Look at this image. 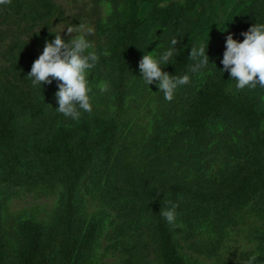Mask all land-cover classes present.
Listing matches in <instances>:
<instances>
[{"label":"rangeland","instance_id":"1","mask_svg":"<svg viewBox=\"0 0 264 264\" xmlns=\"http://www.w3.org/2000/svg\"><path fill=\"white\" fill-rule=\"evenodd\" d=\"M184 1L157 0L161 6ZM192 1L197 5L193 15L201 12L204 21L217 13L210 26L217 30L239 0ZM154 4L143 3L140 14L153 12ZM133 14L130 0H11L0 6V101L7 100L18 112L16 137L0 138L3 264L20 263L24 251L20 224L27 219L43 224L54 239L52 264L62 262L64 235L84 234L93 222L98 228L83 250L81 264H163L157 237L160 220L188 263L245 264L253 254L264 257V88L258 94V126L247 128L238 116L225 112L213 115L200 128L192 127L195 100L216 77L224 53L209 58L199 73L188 70L190 82L179 86L168 102L156 82L149 86L144 82L139 61L153 51L158 58L171 47L173 37L179 39L175 54L184 40V24L160 18L143 29L142 44L124 66L112 52L122 25ZM79 24L93 29L86 35L93 44L88 51L99 56L87 76L92 112L81 110L78 120L59 113L55 97L59 81L53 79L43 84L48 89L45 113L32 116L14 101L15 93H21L6 81L3 71L16 63L27 76L46 42L64 26L59 34L69 41L76 33L69 35L67 25ZM27 79V85L32 84ZM102 84L108 85L107 91H100ZM81 118L115 122L116 140L107 170L125 193L113 198L107 176L98 179L93 168L84 172L75 188L73 230L66 233L56 224L66 204V182L60 175H40L41 148L58 126H74ZM14 156L30 163L22 166ZM234 182L242 186L233 190ZM162 183L204 189L208 199L198 202L190 189L176 195L162 192L164 198L149 196ZM219 190L228 196L210 200L211 193ZM167 197L178 204L174 224L160 215Z\"/></svg>","mask_w":264,"mask_h":264},{"label":"trees","instance_id":"2","mask_svg":"<svg viewBox=\"0 0 264 264\" xmlns=\"http://www.w3.org/2000/svg\"><path fill=\"white\" fill-rule=\"evenodd\" d=\"M145 2L155 3V9L151 13L140 14L141 6ZM130 5L134 9V14L122 25V34L114 46L113 56L125 66L142 44L143 29L156 23L160 18L162 20L173 19L174 25L182 26L184 24L182 26L184 40L173 58L170 59L169 64L162 65V70L177 77L183 76L190 66L197 62L189 59L191 47L199 48L203 45L209 58L216 57L225 52L228 35H232L233 39L242 42L244 36L241 33L248 31L254 24H264V0H239L230 9L222 28L217 30L210 28L215 22L217 13L208 17V22L202 19L201 12L197 16L193 15L197 6L196 1L185 0L178 5L174 3L161 6L157 0H130ZM124 66L122 67L124 68ZM222 69L223 65L216 77L206 83L195 100L190 125L200 128L213 115H221L226 112L238 116L247 128L258 126L261 122L258 94L262 87L257 85L254 89L245 87L243 90H238L235 86L236 81L230 79V73L223 72ZM3 72L6 81L19 89L21 94L15 93L14 99L16 100L14 101L20 105L22 110L35 117L43 115L46 105L43 98L48 93V89L46 91L43 84L37 87L32 84L27 85L29 82L27 76L16 63L6 66ZM17 114L16 108L7 100L0 101V138L13 139L16 137ZM115 140L116 124L113 120L94 119L91 121L81 118L74 126H58L50 139L42 146L43 157L40 160V175L42 177L60 175L66 182V204L56 223L60 227H65L66 233L73 230L75 188L84 172L93 168L98 179L99 176H107L108 185L111 188L109 194L113 198H119L125 193L122 185L118 184L114 177H111V171L107 170ZM14 158L22 166L25 163H30V160L24 162L17 156ZM33 164L35 165V163ZM239 183H231L230 187L233 190L235 187L239 188L242 186ZM181 189L190 188H183L178 183H162L154 186L152 190L156 192L150 190L149 196L159 194L164 198L162 192L176 195ZM191 191L197 194L198 202L208 199V193L204 189ZM211 194L210 200L215 201L228 196L229 193L219 190ZM165 200L173 201V197H167ZM156 201H160V199ZM97 228L98 222H93L84 234L64 235L60 240V245L63 247L61 264H81L83 250L86 244L94 238ZM20 231L24 241V251L19 264H52L54 239L46 232L45 226L35 220L27 219L21 222ZM157 237L163 264H197L188 263L183 259L163 220L157 224ZM1 246L0 264H3ZM255 264H264V257L257 256Z\"/></svg>","mask_w":264,"mask_h":264},{"label":"clouds","instance_id":"3","mask_svg":"<svg viewBox=\"0 0 264 264\" xmlns=\"http://www.w3.org/2000/svg\"><path fill=\"white\" fill-rule=\"evenodd\" d=\"M10 4L11 0H0V6ZM60 31L54 35V40L46 42L42 54L33 62L27 76L34 87L44 83L51 84L53 79L59 81L58 91L55 93L58 103L56 110L67 118L78 120L81 117V110L89 114L92 112L89 96L91 89L87 76L89 70L96 66L99 56L95 51H88L93 44L86 39V35H92L93 29L85 28L83 24L67 25L69 35L76 33L67 42L59 34ZM241 35L244 36L242 42L233 39L232 35L227 36L226 50L221 61L222 71L230 73V79L236 81L235 86L238 90L245 87L254 89L257 85L264 88V24H254ZM178 40L173 37L171 47L158 58L153 55V51L145 53L139 61V70L144 82L148 86L156 82L159 91L163 92L168 102L173 100L179 86L190 82L189 75L171 76L161 67L169 64L173 58ZM189 59L197 61L190 66L189 70L192 73H199L209 64V57L203 45L199 48L191 47ZM107 90V84L100 86L101 92ZM177 207L178 204L170 200L165 202L160 215L167 223H175ZM256 260L257 255L253 254L245 264H255Z\"/></svg>","mask_w":264,"mask_h":264}]
</instances>
